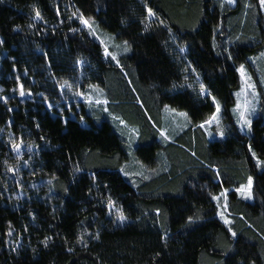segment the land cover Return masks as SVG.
<instances>
[{"label": "trees", "instance_id": "obj_1", "mask_svg": "<svg viewBox=\"0 0 264 264\" xmlns=\"http://www.w3.org/2000/svg\"><path fill=\"white\" fill-rule=\"evenodd\" d=\"M263 50L259 0H0V264H264V122L231 116L237 66Z\"/></svg>", "mask_w": 264, "mask_h": 264}, {"label": "rangeland", "instance_id": "obj_2", "mask_svg": "<svg viewBox=\"0 0 264 264\" xmlns=\"http://www.w3.org/2000/svg\"><path fill=\"white\" fill-rule=\"evenodd\" d=\"M223 1L229 3V0H223ZM234 2H235V0H234ZM234 2L229 3V4H234ZM259 2H260V0H259ZM260 5H261V2H260ZM261 9L264 13V5H261ZM83 25H85V24H83ZM85 26L89 29L90 33L92 35H94L96 37V39L102 44L104 49L105 50L107 49V52L112 54L111 56L114 55L115 57H117V55H119L120 53L126 52V51H119L118 50V45L120 44V45L124 46L123 43H120V41L116 40L111 33L100 28L97 24L88 23V25H85ZM105 53H106V51H105ZM247 60H248V65L241 63L237 66V71L241 65L244 66L245 76L242 77L241 73L238 71L240 83H239L238 89L235 90V92H234L235 102L231 108V116H232L233 122L236 124L239 131L246 134V135L250 133L251 128L249 129L246 126H242V125L237 123L239 112L236 110V107H237L238 103L242 105L243 102L245 101V99L252 100V102L255 106V109H256L255 112L252 113V115L250 117V119L252 120V123L256 120H261L262 122H264V50L257 53V54L248 55ZM248 77H250L251 79L247 80ZM246 80L248 83L255 85V92H256V98L255 99H253V97H252V90L245 88V81ZM18 93H20V90L18 91ZM204 93H206V91ZM237 93H240V95L237 96ZM24 96L20 95V97H24ZM75 98H77L79 100H85L86 99V101H88V104L85 107L88 114L94 115L95 113H97V111H98L97 108H99L97 106V103L100 101L96 100V99H99L100 96H98L96 93H91V94L86 95V97H83L82 94L77 92ZM214 104H215V111H214V113H215L216 112V105L219 103L217 101H214ZM220 109H221V107H220ZM163 111L165 112L164 113L165 116H168V118L170 117V115L174 114V116L171 117L170 122H171V126L173 123V126L176 128V130H178V132H181L182 130L185 129L186 122H187V116H181L180 115V113H184L183 111L177 110V109H172L168 106H165ZM109 116H111V114H109ZM210 118L211 117H209L206 121L210 120ZM166 121H168V120H166ZM120 124L123 127L126 126V128L131 127L133 129H135L134 126H131L130 124H128L127 122H125L123 120L120 122ZM225 127H226V124H225V121L223 120L222 111L220 110V113L218 114V122L212 121L211 123L205 124V127H203V130L206 134V137L209 140H216V139L225 138V136H226L225 134H224V136L219 135V132L221 130L225 133ZM169 131H170L169 128H167L165 125H162L159 128L160 136H161V132H163L168 137V139H171L170 138L171 135H169ZM132 132H133V130H132ZM136 138H137V134H136ZM136 145H137V140H136V142L133 140V146L131 147V149L135 148ZM252 183H253V181H252ZM247 184H248V181L243 185V187L247 188ZM237 193L239 196H241L243 199H245L247 201L251 202L253 199V196H252V199H247L243 195H241L240 192L237 191ZM219 198H220V201H219ZM223 198L224 197L222 195H219V197L216 198L215 200H216V203L218 206L217 216L224 223V219L231 221V217H229L226 213L225 201ZM219 213H223L224 219L221 218ZM116 217H117L116 222L118 224H123L128 220V218L126 216H125L126 219H124V220H120L118 215Z\"/></svg>", "mask_w": 264, "mask_h": 264}, {"label": "snow or ice", "instance_id": "obj_3", "mask_svg": "<svg viewBox=\"0 0 264 264\" xmlns=\"http://www.w3.org/2000/svg\"><path fill=\"white\" fill-rule=\"evenodd\" d=\"M232 2H234V0H229V3H232ZM260 2H261V5H264V0H260ZM149 14L150 15L153 14L151 9H149ZM73 15H75V13ZM35 17L37 19L41 18V14H40V12L38 10L35 11ZM80 19H81V22L83 24L88 25L89 22L87 20H85L82 16H81ZM124 50L128 51L127 42H125V49ZM105 51H106V54L112 55L111 53L107 52V49ZM181 51H183V49H181ZM112 58L116 59V57L114 55L112 56ZM238 71L241 73L242 77L245 76V69H244L243 65L240 66ZM250 79H251L250 77L247 78V80H250ZM247 80L245 81V88L252 90V97H253V99H255L256 98L255 85H253L251 83H248ZM200 91H201V94H204L205 86L203 84L200 85ZM19 94L21 96H24L26 94L22 85L20 87V93ZM239 95H240V93H237V96H239ZM220 110H221L220 109V105L217 104L216 105V112L213 113V115L211 116L210 120L205 121L204 123L200 124L199 127L203 128V127H205V124L211 123L212 121H217L218 122V114L220 113ZM236 110L239 112L237 123L242 125V126H246V127H248L250 129L251 128V124H252V120L250 119V117H251L252 113H254L255 110H256L252 100L245 99V101L243 102L242 105L238 103L237 107H236ZM180 115L181 116H186L185 113H180ZM224 134L225 133L222 130L219 132L220 136H224ZM161 136H163L165 139H168V137L163 132H161ZM12 147H13L14 150L18 151L20 149V144L13 143ZM253 155L255 156L254 153H253ZM260 164H261V162L259 160H257V165L260 166ZM145 179H147V177H145ZM251 187H252V178L249 177L248 178L247 188L242 186L241 188L237 189V191L240 192V194L243 195L245 198L252 199ZM213 199H216V197H213ZM219 215L221 216L222 219H224L223 213H219ZM118 216H119L120 220L126 219V217L123 215L122 212L118 213ZM189 220H191V218H189ZM224 223L227 225V224L230 223V221L227 220V219H224ZM229 231L231 232V229H229ZM232 235L235 236L236 233L232 232Z\"/></svg>", "mask_w": 264, "mask_h": 264}]
</instances>
